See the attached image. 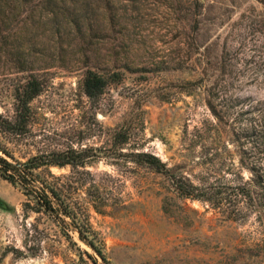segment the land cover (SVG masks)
<instances>
[{
  "label": "rangeland",
  "instance_id": "374dc122",
  "mask_svg": "<svg viewBox=\"0 0 264 264\" xmlns=\"http://www.w3.org/2000/svg\"><path fill=\"white\" fill-rule=\"evenodd\" d=\"M43 1L0 30V156L79 154L35 170V186L58 192L110 264H264V0H88L85 33L80 0L52 29L31 14ZM89 70L119 74L97 101ZM33 78L26 127L9 130ZM0 264L107 263L0 174Z\"/></svg>",
  "mask_w": 264,
  "mask_h": 264
},
{
  "label": "trees",
  "instance_id": "16d2710c",
  "mask_svg": "<svg viewBox=\"0 0 264 264\" xmlns=\"http://www.w3.org/2000/svg\"><path fill=\"white\" fill-rule=\"evenodd\" d=\"M35 0H0V30L9 29V25H13V23L18 21L19 12L24 9V7L31 5ZM81 3L74 8L76 11L80 13L79 18L76 21L78 25V31L80 33H85L88 29L93 31V26H91L90 13L91 10L97 11L98 7H93L92 4L88 0H80ZM79 0H44L41 5H35L31 11L32 17L36 16L39 12L41 16H46L50 18V21L46 24H42L47 26L49 24H53L51 29L54 26L55 20L58 18L59 14L64 13L68 18V15H72L73 6L80 2ZM67 11L70 13H67ZM81 11V12H80ZM76 15V14H75ZM88 21L89 28L84 29L82 26L84 25V20ZM91 20V21H90ZM36 23V22H35ZM38 23H42L39 21ZM88 38L84 36V38ZM92 38H99L98 36H94ZM1 53V51H0ZM16 60H20V58H16ZM27 60V59H26ZM119 79V74H115L111 78L105 77L104 75L89 70L87 71L84 82L83 89L85 94L93 101L99 100L105 92V89L109 85L110 81H117ZM41 93V84L36 78H33L26 84L23 88L17 90V100H18V118L16 122L6 121L8 129H15L13 131L22 132L26 127L27 122V113L29 111V105L31 101L36 98ZM116 145H124L128 143L129 135L124 132H119L115 136ZM0 151L4 155H9L8 151L0 145ZM76 152H69L60 156L62 161L54 160L51 158H43V157H35L30 159L29 161L23 164H13L9 162L6 158L0 156V174L2 177L10 182L11 184H21L24 188L25 194L27 197L35 200L38 205L47 213L54 216L60 225L65 228H71L74 231L78 232L79 239L89 248H91L105 263L110 264L107 260L106 256L103 253V250L98 244L97 235L92 232L91 228L87 223H84L79 216L76 214L74 209L67 204L65 201L61 200V196L58 192L48 186L38 185L36 182L38 181V176L35 174V170L40 169L42 167H50V166H64V165H79L81 166L83 161H79L75 154ZM135 155V154H134ZM79 157V156H78ZM56 159V158H55ZM84 159V158H83ZM135 161L140 164H147L150 167L155 168L159 172L168 173V170L163 162L151 154L147 153H137L135 155ZM84 165V164H83ZM38 189V190H35ZM178 190L180 193L186 197L192 196V193L183 188V186L178 185ZM56 202V205H55ZM70 219V223L67 222L66 219Z\"/></svg>",
  "mask_w": 264,
  "mask_h": 264
}]
</instances>
